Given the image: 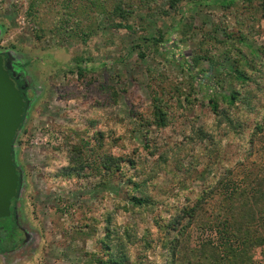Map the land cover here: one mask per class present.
<instances>
[{"label":"rangeland","instance_id":"1","mask_svg":"<svg viewBox=\"0 0 264 264\" xmlns=\"http://www.w3.org/2000/svg\"><path fill=\"white\" fill-rule=\"evenodd\" d=\"M31 1L0 0V51L12 53L16 70L31 85L15 161L23 176L21 214L38 239L36 248L27 246L11 259L0 257V264H97L93 255L104 257L102 241L107 235L112 246L123 244L129 264H168L178 233L166 226L197 206L198 195L216 183L219 192L202 203L195 222L179 236L177 264H231L230 249L240 253L245 248L249 264H264V242H255L264 240V213L256 211L247 237L232 238L219 231L225 220L232 223L240 200L252 201L255 193H264V130L256 131L264 125L260 2L247 8L238 2L227 9L213 0L201 6L190 0L165 17L153 16L158 8H167V0H158L148 15L143 12L132 19L138 30L130 33L111 29L95 10L85 11V0H46L36 18L27 14ZM63 19L70 22L65 25ZM142 22L147 32L139 28ZM89 27L96 31L87 38ZM224 29L246 39L234 47L225 45ZM151 35L164 36L169 43L143 39ZM224 50L231 51L228 62L223 61ZM196 55L223 61L217 113L203 102L198 88L208 83L206 75L212 76L210 62L202 61L199 69L206 74L198 75L196 82L181 68L185 62L193 66ZM80 56L89 70L84 77L74 62ZM233 61L256 79L249 94L242 88L252 111L241 103L229 107L222 99L238 86L229 84L226 74ZM160 100L167 114L163 128L154 122ZM226 115L244 128H232ZM96 132L104 134L102 148ZM65 140L81 145L90 159L82 177H55L65 164L55 149ZM105 155L122 159L117 173L103 170L100 160ZM1 160L0 155L4 176ZM236 188L237 194L229 193L228 200L227 191ZM242 192L244 198L239 197ZM133 196L148 202L135 206ZM10 215L0 220L7 229L14 226ZM182 220L179 229L188 223ZM146 240L151 242L149 249Z\"/></svg>","mask_w":264,"mask_h":264},{"label":"trees","instance_id":"2","mask_svg":"<svg viewBox=\"0 0 264 264\" xmlns=\"http://www.w3.org/2000/svg\"><path fill=\"white\" fill-rule=\"evenodd\" d=\"M167 8L166 7H160L158 8L153 16H156L157 14H162L165 17H172L174 13H176L179 9V6L182 3L189 2L190 0H167ZM44 2L46 0H32L30 2L29 8H28V16L32 18H36L37 12L42 8L41 6L44 5ZM194 2V3H193ZM204 0H192L191 3L195 4L196 6H201L203 4ZM214 4L221 6L222 8H232L234 7L238 2H242L245 4L246 8L251 7L256 2H260L261 9L264 14V0H213ZM85 11L89 10H95L98 15H103L105 18V21L109 24L111 29H115L117 31L119 30H128L130 33H135L138 28H136L135 24H131L132 19H134L135 16H141L146 12L148 15L149 11H151L154 6L158 5V0H85ZM145 10V11H143ZM71 16L70 14H68ZM147 15H144L145 17ZM143 18V17H142ZM141 19V17H140ZM142 20V19H141ZM143 21V20H142ZM65 25L68 24V19H63L62 21ZM141 28L143 31L148 30L147 25H145V22L141 23ZM61 31L64 30L63 24L59 27ZM226 30V41L223 43L225 45H234L238 42H243L246 39V36L243 34L240 37H235L232 33H229ZM96 29L93 27H89L86 37L89 38L95 33ZM53 32V31H52ZM160 34L162 35L161 31ZM39 38H41L39 36ZM146 40H153L156 43H161L164 41V36H161L160 38H157L155 36H152L150 38H143ZM218 40V39H217ZM219 43H222V40H218ZM164 43H169L168 40L164 41ZM176 43H174L175 45ZM260 54L264 53V49H260ZM231 51L224 50V53L222 55L223 61L228 62L231 60L230 58ZM256 54V53H255ZM6 55V54H5ZM8 57V55H6ZM141 57L143 58L144 55L141 53ZM202 57L200 55H196L193 57V66L185 62L184 64H180L182 69H187L190 73V77L192 78L193 82H196V79L198 78V75L206 74V70L199 69V66L202 64L203 60H208L210 62V73L211 75H206L205 80L208 82L207 84H199L198 88L201 90V93L203 95V102H208L212 108V110L217 113L219 112L220 106L219 101L216 98L218 93L220 92V89L217 86H224L221 85V81H219L217 78L220 75L219 69L223 66L220 59H216L215 57ZM7 59V58H6ZM74 62L76 63V70L80 74L81 77H84L89 72L87 67H84V64L86 63V59L83 56L74 58ZM238 61H233L231 67H226V74L229 76V84L232 85L233 82H235L238 86L237 88L234 87L232 92L228 94L222 95V99L224 103L229 105V107H236L238 103H241L243 107L246 108L247 111H252V106L250 102L248 101V97L244 95L242 88L247 90V93H250L249 87H251L252 83H257L256 79L245 70H242L239 65H237ZM16 67V65H15ZM16 69V68H15ZM14 69V70H15ZM255 71V69H254ZM16 73V76L13 77V79L16 82L17 87H19L22 91V89L26 86V80L25 78L21 77V72L18 70L14 71ZM208 74V73H207ZM11 75H13V72H11ZM216 81L214 82V80ZM219 81V82H218ZM214 82V83H213ZM218 83V84H217ZM211 89V91H210ZM213 89V90H212ZM249 89V90H248ZM22 95L25 99V93L22 91ZM187 102L191 103L190 96H186ZM26 101V99H25ZM156 101H158V98L156 97ZM164 103H161V100L159 104L156 106V111L154 112V116L156 120L154 121L158 127L163 128L167 126V114L166 111L163 109L162 105ZM26 106H28V102L26 101ZM27 107H25L26 111ZM244 110V111H246ZM27 112V111H26ZM27 113H25L24 118L26 117ZM226 119L228 120V123L232 128L239 131L241 127L244 128L245 125L235 123L230 117L226 115ZM238 126V127H237ZM237 127V128H236ZM264 125H258L256 131H263ZM202 135H204L203 131L201 132ZM201 135V136H202ZM256 135V134H255ZM96 138L99 141L100 147L102 148L103 144V138L104 134L102 132H96L95 133ZM57 152H60L64 156V165L62 168L56 171L55 177H82L85 175L86 169L89 168V161L88 155L85 154L84 150L82 149V146L76 143H71L69 140H65L64 145H61L56 147L55 149ZM121 162L122 159L120 157H114L113 155H105L101 158L100 164L102 165V168L107 173H117L121 168ZM22 172L20 170L17 171V174L19 176V185H18V191H20L21 185H22ZM58 176V177H57ZM220 182V181H219ZM224 181L221 180V183ZM217 184V183H216ZM216 184H212L209 187H206L205 191L200 193L198 195V204L194 208H190L183 211V218L188 220V223L186 225H183L182 228L179 229V225L181 226L183 224V218H174L173 220H170L168 229L175 231L178 233V235L175 237V240L172 242V246L170 249V256H168V264H177L178 258L177 254L178 251H181V243L179 242V236H182L184 231L188 228L189 225H191L198 216V210L202 206V203L208 199V197L216 195L220 190V185L216 186ZM264 185V181H263ZM228 194L231 195L234 193V195L237 194L238 189H232L227 191ZM233 192V193H232ZM228 200L231 199V195ZM244 194L246 193H240L239 197L242 196L244 198ZM256 195H253L251 199L245 198L243 200H240L237 205L233 209V214L231 216L232 223L229 224L226 222V220L223 222L222 226L223 228L220 229V233L222 235H231L232 238H244L247 237V234H250L251 232V226L256 223V211L264 213V193H255ZM261 196V197H260ZM132 201L135 206L141 207L145 205L148 201L147 199H144L145 197H137L133 196ZM126 209V207H124ZM229 226H228V225ZM201 225H203V222H201ZM229 237V238H230ZM107 240V241H106ZM179 240V241H178ZM252 240V239H251ZM250 240V241H251ZM259 240V241H258ZM255 242L258 244L260 241L263 243V239H258ZM254 241V240H253ZM251 241V242H253ZM105 243L104 246V257H99L97 254L93 255V262L97 264H129L128 257L126 255V252L124 250L123 244L120 243L118 245L112 246L110 236L107 235L106 239L102 241ZM255 243V244H256ZM146 249H149L151 247V242L146 240L145 243ZM252 246V243L251 245ZM247 248H245L244 251L237 253L236 251L230 249L229 254L233 256V261L231 260V264H249L250 263V257L247 253ZM235 253V254H234ZM224 259L226 260V255H222Z\"/></svg>","mask_w":264,"mask_h":264},{"label":"water","instance_id":"3","mask_svg":"<svg viewBox=\"0 0 264 264\" xmlns=\"http://www.w3.org/2000/svg\"><path fill=\"white\" fill-rule=\"evenodd\" d=\"M5 54L8 55L7 59ZM17 64L12 53L0 51V155L1 164L6 170V175L0 176V218L10 215V202L18 196L19 176L14 152L25 124V112L29 110V104L26 106L22 91L13 79Z\"/></svg>","mask_w":264,"mask_h":264},{"label":"flooded vegetation","instance_id":"4","mask_svg":"<svg viewBox=\"0 0 264 264\" xmlns=\"http://www.w3.org/2000/svg\"><path fill=\"white\" fill-rule=\"evenodd\" d=\"M20 76L25 78L22 73L20 74ZM30 90H31V85L26 80V86L24 89H22V91H24L25 93V99L27 102H29L28 92ZM14 157H15V152H14ZM18 170H20L19 167ZM19 193L20 192L18 191L17 198H15V200L13 199L14 200L13 207L11 208L10 217L14 218V223H13L14 226L11 225L10 228L7 229L6 227L1 226L0 224V257H8V259H11L13 256L15 257L16 255H20V252L23 251L27 246L31 245L30 247L32 249L36 248V245L33 244H35L36 239H38V235L34 234L31 230H29V225H32V224L29 225L27 224V222H29V219L24 217L23 213L21 214V206L22 204H24L25 201ZM1 219L2 218H0V220ZM20 262L22 263L23 260L17 261V263Z\"/></svg>","mask_w":264,"mask_h":264}]
</instances>
